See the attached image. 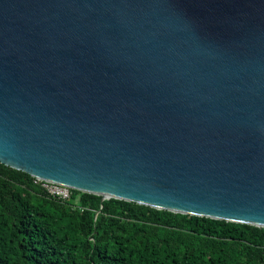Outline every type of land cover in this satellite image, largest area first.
<instances>
[{"label":"water","instance_id":"water-1","mask_svg":"<svg viewBox=\"0 0 264 264\" xmlns=\"http://www.w3.org/2000/svg\"><path fill=\"white\" fill-rule=\"evenodd\" d=\"M0 164L264 228V0H0Z\"/></svg>","mask_w":264,"mask_h":264},{"label":"trees","instance_id":"trees-1","mask_svg":"<svg viewBox=\"0 0 264 264\" xmlns=\"http://www.w3.org/2000/svg\"><path fill=\"white\" fill-rule=\"evenodd\" d=\"M0 264H264V228L71 190L0 164Z\"/></svg>","mask_w":264,"mask_h":264},{"label":"built area","instance_id":"built-area-1","mask_svg":"<svg viewBox=\"0 0 264 264\" xmlns=\"http://www.w3.org/2000/svg\"><path fill=\"white\" fill-rule=\"evenodd\" d=\"M35 182L40 183V185L47 191V193L54 198L62 199V200H66L69 198L71 190L68 189L67 187H63L48 182H41L37 180H35Z\"/></svg>","mask_w":264,"mask_h":264},{"label":"rangeland","instance_id":"rangeland-1","mask_svg":"<svg viewBox=\"0 0 264 264\" xmlns=\"http://www.w3.org/2000/svg\"><path fill=\"white\" fill-rule=\"evenodd\" d=\"M67 195H68V193H67Z\"/></svg>","mask_w":264,"mask_h":264}]
</instances>
